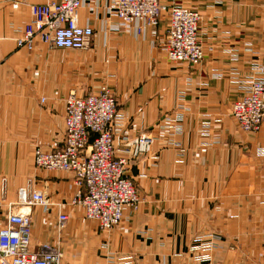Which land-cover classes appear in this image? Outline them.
I'll list each match as a JSON object with an SVG mask.
<instances>
[{
  "label": "crops",
  "instance_id": "1",
  "mask_svg": "<svg viewBox=\"0 0 264 264\" xmlns=\"http://www.w3.org/2000/svg\"><path fill=\"white\" fill-rule=\"evenodd\" d=\"M61 0H0V230L23 190L45 191L56 207L32 209V249L60 242L63 264H195L192 248L217 245L210 264H264V126L243 132L231 109L255 67L264 75V0H160L153 27L110 18L112 0H82L79 23L94 30L86 51L17 47L31 6ZM18 4V8L14 5ZM202 16L204 60H167L162 45L172 6ZM142 27V32L138 28ZM109 87L117 101L116 158L142 200L137 212L101 233L68 205L75 176L35 166L34 150L65 145V99ZM149 134L151 152L133 156L132 138Z\"/></svg>",
  "mask_w": 264,
  "mask_h": 264
},
{
  "label": "built area",
  "instance_id": "2",
  "mask_svg": "<svg viewBox=\"0 0 264 264\" xmlns=\"http://www.w3.org/2000/svg\"><path fill=\"white\" fill-rule=\"evenodd\" d=\"M82 0H61L31 6L32 18L20 30L17 47L33 53L38 45L50 50L86 51L90 48L94 30L79 23ZM18 8V4L14 5ZM110 18L121 24L141 23L153 27L163 15L160 0H112ZM202 16L198 11L174 5L168 13V25L162 45L171 63L198 67L204 60L200 41ZM142 32V27L138 28ZM244 95L233 104L231 117L243 132L258 133L264 126V75L255 67ZM118 114L112 90L103 86L86 97L70 93L65 99V145L61 151L46 152L37 146L35 166L49 172H69L75 176L77 191L68 205L80 207L85 219L97 223L101 233H110L123 221L125 212H137L142 204L135 183L125 176L127 158H116L114 133ZM154 138L142 134L127 145L133 156L151 152ZM56 207L60 213L57 231L61 236L69 222L64 213L66 204H56L45 191L23 190L16 203L10 204L6 225L0 230V264H63L62 245L43 244L32 249V209ZM217 245L204 242L192 248L201 252L195 264H210Z\"/></svg>",
  "mask_w": 264,
  "mask_h": 264
}]
</instances>
